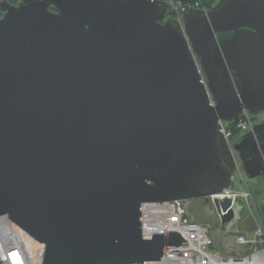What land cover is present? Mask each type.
Wrapping results in <instances>:
<instances>
[{
	"label": "water",
	"instance_id": "95a60500",
	"mask_svg": "<svg viewBox=\"0 0 264 264\" xmlns=\"http://www.w3.org/2000/svg\"><path fill=\"white\" fill-rule=\"evenodd\" d=\"M0 11V216L45 246L43 264L159 260L185 239L143 235L142 203L207 200L240 164L264 175V119L235 144L222 128L264 113V0L180 19L163 0ZM214 203L223 225L255 230L246 204Z\"/></svg>",
	"mask_w": 264,
	"mask_h": 264
},
{
	"label": "built area",
	"instance_id": "2783aa9c",
	"mask_svg": "<svg viewBox=\"0 0 264 264\" xmlns=\"http://www.w3.org/2000/svg\"><path fill=\"white\" fill-rule=\"evenodd\" d=\"M171 5L170 14L181 18L180 11L186 8L207 9L200 2L185 5L182 0H163ZM236 129L245 132L251 129L249 115H244ZM223 132L230 138L232 128L222 123ZM245 185L244 174L238 166L233 185L218 194L210 196L212 207L221 220L224 213L218 212L214 200L230 198L233 202L244 201L256 221L251 235L238 233L235 237L237 251L221 253L210 233V224L194 220L187 209L186 200L150 201L141 204L140 221L143 235L169 234L178 232L185 240L179 245H166L159 260H146L139 264H264V220L257 207L253 193L246 188H236L235 184ZM244 183V184H243ZM45 246L31 238L19 226L0 216V261L2 264H43Z\"/></svg>",
	"mask_w": 264,
	"mask_h": 264
},
{
	"label": "rangeland",
	"instance_id": "374dc122",
	"mask_svg": "<svg viewBox=\"0 0 264 264\" xmlns=\"http://www.w3.org/2000/svg\"><path fill=\"white\" fill-rule=\"evenodd\" d=\"M245 185H239V183L235 184L234 187L236 188H248L254 195L257 207L263 217L264 220V183L256 184L250 181L248 178L244 176ZM244 184V183H243ZM193 205L191 209L187 207L190 216L199 222L202 223H209L210 224V233L211 236L216 239L215 237L221 239L220 241H216L217 248L220 252L224 253V251L228 248H234L235 244V237L238 235V230L236 224H226L223 225L221 220L217 217L215 209L206 204L202 199L195 198L191 200ZM237 247V246H236Z\"/></svg>",
	"mask_w": 264,
	"mask_h": 264
},
{
	"label": "flooded vegetation",
	"instance_id": "af4514ba",
	"mask_svg": "<svg viewBox=\"0 0 264 264\" xmlns=\"http://www.w3.org/2000/svg\"><path fill=\"white\" fill-rule=\"evenodd\" d=\"M11 4H17L19 0H8ZM0 16H2V12L0 11ZM250 119H251V122H252V126L257 123L258 121L264 119V113L261 114V115H258V116H250ZM226 126L230 125L229 123H224ZM247 133V131L245 132H236L235 134H233V136L230 138V141L232 144H235L237 142H239V140ZM235 154H237V152L235 151ZM240 168L242 169L243 171V174L245 176V172H244V169L242 167V165L240 164ZM246 177V176H245ZM247 178V177H246ZM250 181L256 183V184H262L264 183V175L262 176H259L257 178H253V179H249ZM199 199H202L205 203H207L208 201V205L212 206V202H211V199H210V196H208L207 200L206 198H199ZM240 204H245L244 201L242 200H239Z\"/></svg>",
	"mask_w": 264,
	"mask_h": 264
},
{
	"label": "trees",
	"instance_id": "16d2710c",
	"mask_svg": "<svg viewBox=\"0 0 264 264\" xmlns=\"http://www.w3.org/2000/svg\"><path fill=\"white\" fill-rule=\"evenodd\" d=\"M197 1L200 2L201 4H204L205 7L209 8L211 5L214 4V2H215L216 0H182V2H183L185 5H187V4H189V3H195V2H197ZM227 127H228V128H232V129L234 130V134H235L236 132H239V130L236 129V125H235V124L228 125ZM263 211H264V209H263Z\"/></svg>",
	"mask_w": 264,
	"mask_h": 264
},
{
	"label": "crops",
	"instance_id": "0c3cea01",
	"mask_svg": "<svg viewBox=\"0 0 264 264\" xmlns=\"http://www.w3.org/2000/svg\"><path fill=\"white\" fill-rule=\"evenodd\" d=\"M186 205H187V207H189L190 209H191V207H192V205H193V202L191 201V200H188V201H186ZM216 239H214V241L216 240L217 242L218 241H220L221 239H219V238H217V237H215ZM215 245H216V243H215ZM216 247H217V245H216ZM234 248L236 249V250H234L233 248H228V249H226L225 251H224V253L223 254H231V253H235L236 251H237V247L234 245ZM218 249V248H217ZM219 250V249H218ZM220 251V250H219Z\"/></svg>",
	"mask_w": 264,
	"mask_h": 264
}]
</instances>
